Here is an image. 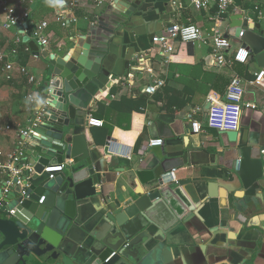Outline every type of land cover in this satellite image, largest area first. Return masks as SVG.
Returning a JSON list of instances; mask_svg holds the SVG:
<instances>
[{
  "label": "crops",
  "instance_id": "0c3cea01",
  "mask_svg": "<svg viewBox=\"0 0 264 264\" xmlns=\"http://www.w3.org/2000/svg\"><path fill=\"white\" fill-rule=\"evenodd\" d=\"M62 1L66 6L63 11L54 8L50 0H26L24 6H16L18 10L28 6L30 10L24 33L32 31V23H47L43 33L49 43L44 47L55 56L70 52L71 37L84 33L106 8V4L92 0L73 4L72 0ZM127 3L134 12L121 36H115L108 44L98 81L89 84L94 99L80 125L83 141L93 144L98 152L102 153L108 139L129 151L130 157L102 155L103 170L113 169L108 173L110 182L105 181L103 186L110 192L114 187H125L136 197L132 187L141 184L138 180L132 183L133 171L139 170L145 180L151 175L159 178L167 154L183 151L184 157H177L180 167L173 174L176 180L199 178L189 192L195 207L172 229L154 231L155 264H264V177L244 185L225 172V166H230L235 157L220 146V140L226 142V134L204 125L207 102L223 100L230 78L237 75L244 87V101L256 104L255 108L243 109L239 127L244 129L245 138L264 146V90L252 82L262 68L250 54L245 63H217L209 46L214 24L207 18V12L196 8L191 0H127ZM214 9L212 5L208 11ZM171 22L195 23L202 39L194 43L175 42L170 54L162 52L161 47L151 42V36L161 33ZM244 27L264 31V0H233L218 23L233 49L244 44L236 33ZM24 33L18 27L0 33V50L7 59L26 66L35 77L34 82H29L25 76L6 70L0 61V157L21 140L18 129L27 126L34 116V111L25 108V95L33 92L41 101V87L49 71L44 57L32 52L27 43L22 46ZM16 37H20L17 45ZM13 48L15 52H11ZM156 78L164 80L156 91L163 87L170 89L160 94L161 100L155 98L156 93L143 90ZM171 90L182 92V96L172 97ZM184 100H187L184 105L175 107L174 101ZM189 115L202 123L200 132L191 131ZM91 117L102 120L103 127L90 126L87 121ZM151 138H162L164 144L149 146ZM261 152L264 154V150ZM253 173L252 164L248 165L246 180Z\"/></svg>",
  "mask_w": 264,
  "mask_h": 264
},
{
  "label": "water",
  "instance_id": "95a60500",
  "mask_svg": "<svg viewBox=\"0 0 264 264\" xmlns=\"http://www.w3.org/2000/svg\"><path fill=\"white\" fill-rule=\"evenodd\" d=\"M50 2L59 11L66 9L62 0ZM133 12L127 0H110L96 23L71 37L72 50L64 56L50 53L31 31L24 33L27 22L18 26L24 33L22 42L49 63L41 87L46 111L25 147L34 171L28 180L29 194L20 197L10 192L8 204L0 208V264H155L154 231L172 229L194 209L189 192L199 179L195 176L162 183L154 175L145 180L135 170L131 181L141 184L132 187L136 197L121 186L106 190L103 183L110 182L108 173L113 169L103 170L100 160L102 155L111 156L110 139L101 153L81 136V120L88 116L94 99L89 84L97 83L108 44L121 36ZM30 27L33 30L35 24ZM241 39L264 70V31L244 27ZM224 132L226 142L220 140V146L235 155L225 172L244 185L262 179L264 146L245 138L243 128ZM184 155L183 151L168 153L162 174L180 167L177 157ZM65 160L70 162L61 172L50 177L43 171ZM251 164L254 173L246 180Z\"/></svg>",
  "mask_w": 264,
  "mask_h": 264
},
{
  "label": "built area",
  "instance_id": "2783aa9c",
  "mask_svg": "<svg viewBox=\"0 0 264 264\" xmlns=\"http://www.w3.org/2000/svg\"><path fill=\"white\" fill-rule=\"evenodd\" d=\"M26 0H16V3H11V0H0V12L3 15V20L0 22V33L3 30H8L12 27H18L22 23L26 22L30 18V10L28 6L18 10L16 6H24ZM80 0H72L71 4L77 3ZM99 4H106L110 0H92ZM191 3L200 9H204L207 12V18L214 24V27L209 36V46L212 56L219 64L232 65L234 63H245L249 57V50L243 45L237 48H232L230 40L222 34L218 28L224 16L228 13L233 0H191ZM214 5L213 11H208L209 8ZM60 18H58L59 20ZM47 23L41 21L35 25V28L31 31L32 36L36 38L40 45L46 46L49 42L44 36V29ZM243 30L238 33V38H242ZM202 39V34L195 23H179L171 22L165 25L161 33L153 34L151 42L162 48V52L170 54L174 49L175 42L194 43ZM14 43L17 45L20 43V37H16ZM16 48H13L11 52H15ZM0 61L4 63V68L9 71H14L20 76H25L29 82H34L35 77L31 75L26 66L15 64L7 59V56L0 50ZM256 86L263 88L264 90V70L260 69L255 73V77L252 81ZM164 85V80L156 78L152 83L145 85L143 90L146 93L153 94L157 88ZM244 87L242 80L239 76L233 75L225 89L223 94V100H213L209 105L206 116L205 126L216 130L234 131L240 126V118L244 108H255L256 104L252 102H245L243 99ZM26 110L34 111V116L29 119V124L24 128L18 129V135L21 136V140L18 145L11 151L7 152L4 156L0 157V208L6 206L8 201L6 196L10 192H15L20 197H27L29 194L28 180L33 174V165L27 160L25 153V147L29 143L31 134L35 131L36 126L41 121L45 111L46 105L41 104L36 94L33 92H27L25 95ZM37 106V107H36ZM264 108V102L262 104ZM190 127L193 133L201 131L202 123L194 119L191 115ZM88 124L90 126H101L103 121L94 117L88 118ZM9 128L8 126H5ZM164 140L162 138H151L148 140L149 146H162ZM108 152L111 155H123L130 157L129 151H125L122 145L108 141ZM70 160L63 161L54 165H47L43 168L44 172L51 173L61 172L64 166L69 163ZM239 162L236 163V168ZM159 180L162 183H166L171 180H176L173 170L161 174Z\"/></svg>",
  "mask_w": 264,
  "mask_h": 264
},
{
  "label": "trees",
  "instance_id": "16d2710c",
  "mask_svg": "<svg viewBox=\"0 0 264 264\" xmlns=\"http://www.w3.org/2000/svg\"><path fill=\"white\" fill-rule=\"evenodd\" d=\"M61 24H64V21L61 22ZM21 44H22V46H25L26 45V43H24L22 41H21ZM166 90H170V89L167 88V87H163L162 89H160L158 91H155V93H156L155 98L161 100L163 97H161L160 94L163 93V91L165 92ZM206 91H208V90H206ZM170 92H171V96L172 97L174 96V98H176V96H182V92H177V91H172V90ZM186 102H187V100H184L182 102L174 101L173 103H174V105H175L176 108H179L182 105H184ZM102 127H103V124H102V126H97V128H102Z\"/></svg>",
  "mask_w": 264,
  "mask_h": 264
}]
</instances>
